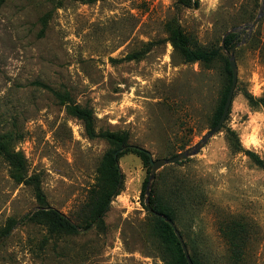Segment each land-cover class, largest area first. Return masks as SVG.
<instances>
[{"label": "rangeland", "instance_id": "1", "mask_svg": "<svg viewBox=\"0 0 264 264\" xmlns=\"http://www.w3.org/2000/svg\"><path fill=\"white\" fill-rule=\"evenodd\" d=\"M199 1L198 8L179 0L0 5V134L24 157L21 173L31 181L18 183L0 155V264H165L141 196L147 164L132 152L118 159L123 185L104 227L62 236L23 218L39 209L38 184L48 206L73 219L110 149L103 138L86 135L67 103L91 108L97 132L127 133L129 145L153 160L185 151L212 129L222 63L185 62L168 42L166 24L177 19L199 45L218 46L228 30L254 20L262 0ZM237 32L238 43L247 41L235 51L238 82L223 127L197 155L158 170L153 182L201 264H232L220 232L221 222L232 218L250 228L245 264H264V166L246 153L264 163V17L252 33L255 42L246 30ZM135 54L141 57L132 59ZM230 131L241 151L232 147Z\"/></svg>", "mask_w": 264, "mask_h": 264}, {"label": "trees", "instance_id": "2", "mask_svg": "<svg viewBox=\"0 0 264 264\" xmlns=\"http://www.w3.org/2000/svg\"><path fill=\"white\" fill-rule=\"evenodd\" d=\"M4 1L5 0H0V5ZM80 1L92 3L97 0ZM179 5L186 8H198L200 1L179 0ZM166 31L168 33V42L185 62L202 63L208 67L219 61L222 63L224 84L221 88L219 103L211 118V127L213 128L216 126L222 115L232 83V71L222 45L212 47L199 45L193 38L185 33L177 19L170 20L166 24ZM237 37L238 32L230 34L226 37L225 47L227 51L238 44ZM255 38V35H251L250 41L255 42ZM220 43L222 44L221 40ZM260 50L264 51V45H261ZM140 57L141 54H135L131 58L139 59ZM40 86L50 90L59 100H61V102H65L66 98L61 93L50 89V87L44 84H40ZM249 99L251 101L250 103L254 105V99L252 97H249ZM66 106L68 113L83 123L86 135L89 138H103L110 145V149L103 157L98 170L96 183L90 189L87 201L82 205L80 210L77 211L73 219L68 218L66 215L48 206L44 192L37 184L34 186L36 199L39 203V209L33 214L24 217L23 221L25 220L43 225L47 228L48 232L54 235L71 236L79 234L83 231H88L93 226L99 228L105 226L104 215L110 202L117 195H119L123 185V175L118 165V159L128 152L136 154L144 161V163L147 164V178L143 183L141 192L142 198L145 199V191L151 168V158L148 151L145 149L129 145V137L127 133L111 131L97 132L95 126V115L91 108L73 103H67ZM229 135L232 147L237 151H241L240 141L237 135L233 131H230ZM9 139V135L0 134V155L9 162L13 178L18 183L29 184L31 181L26 180L21 173V171L25 168V159L21 153L11 151V148H9ZM116 153L117 156L115 157ZM246 153L255 164L260 167L264 166L263 161L260 160L258 155L251 151H246ZM181 163H183V161L176 164ZM150 204L156 212L163 214L175 223L177 215L174 207L169 203V201L165 200L164 197L157 194L155 184H153L151 191ZM152 217L154 219L153 231L161 242L162 258L165 264H188L181 244L177 239L173 228L162 218L153 214ZM15 223V221L10 222L3 231V234H8ZM220 232L229 246L231 263L245 264L244 254L250 237V228L247 223L243 222L241 219L235 218L224 220L220 224ZM191 258L194 264H201L197 257L191 255Z\"/></svg>", "mask_w": 264, "mask_h": 264}, {"label": "water", "instance_id": "3", "mask_svg": "<svg viewBox=\"0 0 264 264\" xmlns=\"http://www.w3.org/2000/svg\"><path fill=\"white\" fill-rule=\"evenodd\" d=\"M264 17V0H262V6L260 8L259 13L256 15V17L254 18V20L246 25H241L239 27H234L230 30H228L223 38H222V48L223 51L226 53V56L228 57L229 60V65L232 71V83L227 95V99L223 108V112L222 115L218 121V123L216 124L215 127H213L212 129H210L203 137L202 139L195 144L194 146L186 149L185 151L178 153L175 156L169 157V158H162V159H158V160H153L152 159V155L150 152H148L150 158H151V168H150V173H149V179H148V183H147V187H146V191H145V207L146 209L152 213L153 215L162 218L165 222H167L174 230V233L177 237V239L179 240L183 253L187 259L188 264H194L192 261V258L190 256V253L188 251L187 245L183 239V236L181 235L180 231L177 229L175 223L170 220L168 217L164 216L163 214H160L158 212H156L150 204V196H151V191L153 188V182L156 179V174L158 172V170H160L161 168L168 166V165H173L182 161H185L195 155H197L200 150L203 148V146L214 136L216 135L221 128L223 127L227 116L229 114L231 105H232V101H233V97H234V92L236 90L237 87V82H238V67H237V62L235 59V51L236 49L245 44L247 41V38L245 37L243 39V41H241L240 43H238L237 45H235L234 47H232L229 51H227L226 47H225V39L227 36H229L230 34H233L239 30H246L248 32L247 37H250L253 33V31L255 30V28L258 26V24L260 23V21L263 19ZM117 156V153L115 154V157ZM10 233V232H9ZM8 233V234H9ZM7 234V235H8Z\"/></svg>", "mask_w": 264, "mask_h": 264}]
</instances>
